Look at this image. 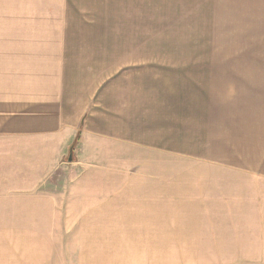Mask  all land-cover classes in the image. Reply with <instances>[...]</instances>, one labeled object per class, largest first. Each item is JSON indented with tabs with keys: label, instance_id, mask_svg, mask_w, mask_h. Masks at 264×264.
I'll use <instances>...</instances> for the list:
<instances>
[{
	"label": "crops",
	"instance_id": "crops-1",
	"mask_svg": "<svg viewBox=\"0 0 264 264\" xmlns=\"http://www.w3.org/2000/svg\"><path fill=\"white\" fill-rule=\"evenodd\" d=\"M156 20L253 22L257 44L158 57L133 33ZM0 141L62 227L152 232L175 214L200 244L227 222L264 236V0H0Z\"/></svg>",
	"mask_w": 264,
	"mask_h": 264
},
{
	"label": "rangeland",
	"instance_id": "rangeland-1",
	"mask_svg": "<svg viewBox=\"0 0 264 264\" xmlns=\"http://www.w3.org/2000/svg\"><path fill=\"white\" fill-rule=\"evenodd\" d=\"M231 25L229 35L223 27ZM244 25L253 22H218L217 28L212 20L134 22V39L140 40L134 45L165 48L158 57L211 59V52L179 51L250 48L257 38L251 32L245 35ZM219 175L227 174H215L209 181L218 185L223 182ZM45 193L24 181V149L0 141V264H264V236L247 237L246 230L231 229L228 222L226 228L206 230L201 244L193 230L189 238L180 237L188 231L184 228L180 234L175 214L173 228L152 232L92 222L66 228V213L53 212L54 201Z\"/></svg>",
	"mask_w": 264,
	"mask_h": 264
},
{
	"label": "trees",
	"instance_id": "trees-1",
	"mask_svg": "<svg viewBox=\"0 0 264 264\" xmlns=\"http://www.w3.org/2000/svg\"><path fill=\"white\" fill-rule=\"evenodd\" d=\"M77 139H78V134H77V136L75 137L74 142H72V144H71V146H70V151L73 150V146H74V144H75V142H76Z\"/></svg>",
	"mask_w": 264,
	"mask_h": 264
},
{
	"label": "water",
	"instance_id": "water-1",
	"mask_svg": "<svg viewBox=\"0 0 264 264\" xmlns=\"http://www.w3.org/2000/svg\"><path fill=\"white\" fill-rule=\"evenodd\" d=\"M71 154H72V151H70V149H69V160H71Z\"/></svg>",
	"mask_w": 264,
	"mask_h": 264
}]
</instances>
